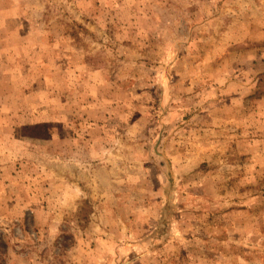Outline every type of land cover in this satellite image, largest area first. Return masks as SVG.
<instances>
[{"label":"rangeland","instance_id":"rangeland-1","mask_svg":"<svg viewBox=\"0 0 264 264\" xmlns=\"http://www.w3.org/2000/svg\"><path fill=\"white\" fill-rule=\"evenodd\" d=\"M0 264H264V0H0Z\"/></svg>","mask_w":264,"mask_h":264}]
</instances>
